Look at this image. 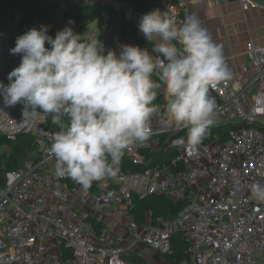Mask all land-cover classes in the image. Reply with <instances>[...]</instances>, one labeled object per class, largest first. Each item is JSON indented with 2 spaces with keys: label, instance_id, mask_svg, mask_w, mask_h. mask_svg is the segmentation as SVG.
I'll list each match as a JSON object with an SVG mask.
<instances>
[{
  "label": "built area",
  "instance_id": "built-area-1",
  "mask_svg": "<svg viewBox=\"0 0 264 264\" xmlns=\"http://www.w3.org/2000/svg\"><path fill=\"white\" fill-rule=\"evenodd\" d=\"M152 10L167 11L181 25L186 16L195 14L188 0H146ZM248 11L254 0H240ZM65 6L53 15L50 28L55 34L65 26L78 33L72 18L64 17ZM108 11L101 12L99 21L105 31ZM19 31L21 16L14 11L11 18L3 17ZM93 34V33H92ZM106 50L119 52L120 45H142L128 30L117 42L103 41ZM248 53L254 63L255 73L249 85L236 90L233 78L210 88L215 99V115L228 123L247 122L264 125V47L250 43ZM229 66L228 59L225 58ZM158 79V77H155ZM257 88L254 104L246 109L249 88ZM161 114L151 121L150 138L134 146L125 154L132 163L146 161L145 150L154 152L160 146L159 136L175 133L170 148L179 155L185 169L173 173L166 166L148 169L145 173L127 175L120 172L116 178L98 183L112 188L106 193L89 188L87 191L68 177H58L55 159L50 153L51 136L46 128L47 119L35 125L17 128L8 119H0V134L9 141L20 135L33 137L38 152L23 167L6 174L0 186V264H131L128 259L132 248L142 244L159 253L172 251V238L182 233L189 244L191 264H264V201L252 197L250 186L264 184V131L257 127L231 130L229 139L202 143L191 151L178 144L179 135L187 129L177 130ZM3 108L10 119L22 121L23 107L19 104ZM20 115L16 116L17 112ZM167 121L169 123H167ZM165 195L174 202L185 204L180 215L171 221L158 218L138 224L129 215L132 245L121 247L118 238L108 228L96 230L87 221V215L75 204L100 207L104 211L119 212L123 206L130 213L133 195Z\"/></svg>",
  "mask_w": 264,
  "mask_h": 264
},
{
  "label": "clouds",
  "instance_id": "clouds-1",
  "mask_svg": "<svg viewBox=\"0 0 264 264\" xmlns=\"http://www.w3.org/2000/svg\"><path fill=\"white\" fill-rule=\"evenodd\" d=\"M139 31L151 47L122 44L117 52L91 32L65 26L53 38L42 25L20 35L10 50L22 59L10 83H0V96L5 107L22 105L23 118L17 123L0 108V119L19 129L50 115L59 129L50 147L56 175L85 191L116 178L127 151L150 138L161 92L168 120L187 129L176 143L197 150L215 123L210 88L232 78L222 47L197 15L178 25L167 11L152 10L141 17ZM250 192L264 201V184H252Z\"/></svg>",
  "mask_w": 264,
  "mask_h": 264
},
{
  "label": "trees",
  "instance_id": "trees-1",
  "mask_svg": "<svg viewBox=\"0 0 264 264\" xmlns=\"http://www.w3.org/2000/svg\"><path fill=\"white\" fill-rule=\"evenodd\" d=\"M130 1L134 10L142 16L150 11L151 7L147 4L146 0H126ZM62 6H65L64 17L72 18L78 25V31L84 26L93 21L99 20L101 12L108 11V21L105 28L111 29L114 26L120 27V34L124 35L128 30L134 33V36L142 45H150L143 40H140L133 26V23L125 19L122 11L110 6L109 4L100 5V3L88 2L82 4L74 0H0V19L3 17L11 18L14 11H18L21 20L19 25V33L23 35L28 30L36 28L39 30L40 26L48 27V34L54 38V33L50 28V22L53 15ZM14 43L16 41H13ZM47 46V45H46ZM166 103L165 98L160 96L157 98L158 103ZM20 105V104H19ZM23 107L22 105H20ZM163 117L167 116L163 112ZM168 119V118H167ZM257 127L259 130L264 131V125L254 124L249 125L247 122L228 123L219 126H212L210 134L203 141H211L218 139L226 142L229 139V133L234 129ZM46 128L53 133L59 129L51 122V116L47 118ZM186 134L187 130L183 131L180 135ZM175 133H166L159 136L160 148L157 152H152L149 149L144 151L146 161L137 165L132 163L126 156L123 157L121 163V171L127 175L142 174L148 169L166 166L173 173L182 172L185 169L183 162H176L179 153L170 148V140L176 138ZM7 147L9 153L0 154V186H3L5 176L8 173L17 171L23 167L29 160L34 157L38 152V145L33 137L29 135H20L15 141H9L6 137L0 134V148ZM91 190L103 192L100 184L96 183L90 187ZM133 208L129 215L134 218L138 224H144L148 217L151 216L153 220L163 218L165 221H171L177 218L184 210L185 204L174 202L165 195H148L140 197L136 194L133 195ZM87 221L91 222L96 230L103 228L102 224L96 219L87 216ZM172 251L169 253H160L162 259L167 264H191L190 254L188 252L189 244L182 233L176 234L171 241ZM128 261L131 264H149V262L141 255L132 253Z\"/></svg>",
  "mask_w": 264,
  "mask_h": 264
},
{
  "label": "crops",
  "instance_id": "crops-1",
  "mask_svg": "<svg viewBox=\"0 0 264 264\" xmlns=\"http://www.w3.org/2000/svg\"><path fill=\"white\" fill-rule=\"evenodd\" d=\"M74 1L80 3L90 2V0ZM188 1L192 11L200 18L203 26L211 33L213 41L222 47L224 57L228 59V67L232 73L234 88L236 90L245 88L250 84L255 73L253 59L248 53V45L254 43L255 45L264 47V0H254V4L248 11L243 10L240 0ZM104 4H109L121 10L123 17L133 23L139 39L149 44L145 35L139 31V21L142 15L134 10L130 1L106 0ZM94 23L95 21L90 24ZM99 24L101 30V36L99 38L102 41L117 42L120 37L127 34L126 32L124 35H121L119 26H114L111 29L105 28L106 30L104 31L100 21ZM91 33L97 36L96 33ZM132 35L134 36L133 32ZM137 41L139 42V40ZM154 79L156 78L154 77ZM256 94L257 88H249L245 100L246 109H250L254 104ZM160 96L165 98L163 92L158 95V98ZM214 120L215 123L213 126L224 125L223 123L226 121L218 115L214 116ZM226 122L228 124V121ZM159 148H155L154 152H157ZM106 192L112 193V188H103V193ZM74 205L79 211L96 219L104 228L110 229L115 236L121 238V247L127 248L132 245L133 240L127 228L129 214L123 206H118L119 212L113 214L112 211L107 212L100 207L96 208L92 205L83 206L75 203ZM149 220H152L151 216L148 217L147 221ZM131 251L132 253L143 256L149 264H167L159 252L153 251L142 244L135 245Z\"/></svg>",
  "mask_w": 264,
  "mask_h": 264
},
{
  "label": "water",
  "instance_id": "water-1",
  "mask_svg": "<svg viewBox=\"0 0 264 264\" xmlns=\"http://www.w3.org/2000/svg\"><path fill=\"white\" fill-rule=\"evenodd\" d=\"M19 36V31L14 28L10 21L0 19V83H3L4 85L10 83L8 76L11 71L20 65L22 59L21 54H13L10 51L15 47L13 41H16ZM0 98H2V96H0ZM154 103L157 104V100L154 101ZM20 113L21 111H18L16 116L20 115Z\"/></svg>",
  "mask_w": 264,
  "mask_h": 264
},
{
  "label": "rangeland",
  "instance_id": "rangeland-1",
  "mask_svg": "<svg viewBox=\"0 0 264 264\" xmlns=\"http://www.w3.org/2000/svg\"><path fill=\"white\" fill-rule=\"evenodd\" d=\"M106 0H90V2H94V3H100V5H103L105 3ZM86 32H94L97 34V37L101 36V30H100V24H99V20H96L94 24H88L86 26H84L82 29H80V31H78V34H85ZM227 121V120H226ZM224 122L223 124H226L227 122ZM167 123H169L167 121ZM4 153H9V149L7 147H1L0 148V154H4ZM109 193L106 192V195L109 197L108 195Z\"/></svg>",
  "mask_w": 264,
  "mask_h": 264
}]
</instances>
